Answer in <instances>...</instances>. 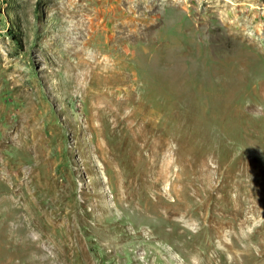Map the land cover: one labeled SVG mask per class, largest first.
<instances>
[{
    "label": "rangeland",
    "instance_id": "1",
    "mask_svg": "<svg viewBox=\"0 0 264 264\" xmlns=\"http://www.w3.org/2000/svg\"><path fill=\"white\" fill-rule=\"evenodd\" d=\"M39 263L264 264V0H0V264Z\"/></svg>",
    "mask_w": 264,
    "mask_h": 264
},
{
    "label": "bare ground",
    "instance_id": "2",
    "mask_svg": "<svg viewBox=\"0 0 264 264\" xmlns=\"http://www.w3.org/2000/svg\"><path fill=\"white\" fill-rule=\"evenodd\" d=\"M14 190V189H13ZM20 191V190H19ZM18 191V192H19ZM13 194V193H12ZM15 195V194H14ZM18 196V195H17ZM19 198V197H18ZM14 201H16V200H14ZM17 207H19L18 205H17ZM31 208V207H30ZM20 210V209H19ZM23 210V209H22ZM27 212V211H26ZM6 213V212H5ZM6 215V214H5ZM24 215V214H23ZM29 216H30V214H28ZM26 216V215H25ZM25 224V223H24ZM31 225V224H30ZM115 239V238H114ZM114 241V240H113ZM43 250V249H42ZM45 252V251H44ZM55 254V253H54ZM47 256V255H46ZM51 257H52V255H51ZM56 257H58V256H56ZM44 259V258H43ZM50 260H51V258H50ZM63 262V261H62ZM43 263V262H42ZM40 264V263H39ZM59 264V263H58Z\"/></svg>",
    "mask_w": 264,
    "mask_h": 264
}]
</instances>
